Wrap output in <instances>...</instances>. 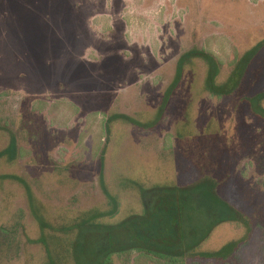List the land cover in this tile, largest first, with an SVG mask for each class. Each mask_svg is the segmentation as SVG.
<instances>
[{
	"label": "rangeland",
	"instance_id": "rangeland-1",
	"mask_svg": "<svg viewBox=\"0 0 264 264\" xmlns=\"http://www.w3.org/2000/svg\"><path fill=\"white\" fill-rule=\"evenodd\" d=\"M262 39L264 0H0V149L5 128L20 147L18 158H0V176H11L0 178V226L19 223L20 243L0 264L44 255L27 240L39 230L24 182L46 219L106 211L113 197L117 211L102 220L115 222L140 210L143 188L205 175L253 219L229 264H264V120L244 100L264 90V46L222 97L206 90L207 65L192 58L160 110L183 52H212L221 83ZM246 232L222 223L200 248Z\"/></svg>",
	"mask_w": 264,
	"mask_h": 264
},
{
	"label": "trees",
	"instance_id": "trees-1",
	"mask_svg": "<svg viewBox=\"0 0 264 264\" xmlns=\"http://www.w3.org/2000/svg\"><path fill=\"white\" fill-rule=\"evenodd\" d=\"M264 46V39L244 51L236 60L227 79L221 83L216 77L221 61L209 51L192 48L183 52L177 62L171 84L167 87L160 110L178 83L183 66L194 57L207 65L204 86L215 97L229 95L243 77L251 59ZM244 100L250 111L264 120V90ZM110 118L138 123L124 114ZM7 144L0 149V158L12 161L19 157L18 138L5 128ZM2 175L0 178H8ZM28 203L36 220L39 234L27 239L42 246L43 258L38 264H229L238 249L253 231V219L222 198L215 178L209 175L179 186L160 184L140 190V210L115 222L102 220L116 213V201L109 199L110 208L80 212L76 216L63 215L46 219L35 205L34 196L24 182ZM234 222L246 227L241 240H230L216 250H202L201 245L220 224ZM18 224L0 226V255L10 259L18 254L20 243L16 236ZM0 257V262H1Z\"/></svg>",
	"mask_w": 264,
	"mask_h": 264
}]
</instances>
